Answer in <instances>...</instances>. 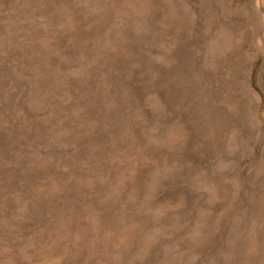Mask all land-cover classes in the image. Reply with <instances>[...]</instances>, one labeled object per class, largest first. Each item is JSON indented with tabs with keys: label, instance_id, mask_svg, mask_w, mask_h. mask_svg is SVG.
I'll return each mask as SVG.
<instances>
[{
	"label": "rangeland",
	"instance_id": "rangeland-1",
	"mask_svg": "<svg viewBox=\"0 0 264 264\" xmlns=\"http://www.w3.org/2000/svg\"><path fill=\"white\" fill-rule=\"evenodd\" d=\"M0 264H264V0H0Z\"/></svg>",
	"mask_w": 264,
	"mask_h": 264
}]
</instances>
